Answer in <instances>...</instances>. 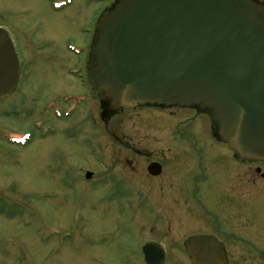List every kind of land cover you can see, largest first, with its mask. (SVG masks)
<instances>
[{
  "label": "rangeland",
  "instance_id": "374dc122",
  "mask_svg": "<svg viewBox=\"0 0 264 264\" xmlns=\"http://www.w3.org/2000/svg\"><path fill=\"white\" fill-rule=\"evenodd\" d=\"M100 1L0 0V26L25 50L20 91L0 99V136H6L1 128L26 135L21 148L0 143V264H124V257L143 264L132 206H121L104 191L111 186L96 183L106 171L102 162L110 161L127 175L120 162L131 155L119 146L162 153L179 141L193 142L203 121L209 131H218L208 113L202 121L194 111L148 106L111 118L106 111L103 129L94 109L95 124L88 119L91 104L62 97L83 96L77 76L69 73L87 64ZM102 1L101 10L108 11L116 0ZM9 107L23 108L4 119ZM86 172L93 173L91 182ZM252 214L257 221L250 223L249 237L257 246L264 243V220L250 207ZM148 225L143 239L152 236ZM261 247L239 253L248 254L249 264H264ZM174 254L170 250L167 264H175Z\"/></svg>",
  "mask_w": 264,
  "mask_h": 264
},
{
  "label": "water",
  "instance_id": "95a60500",
  "mask_svg": "<svg viewBox=\"0 0 264 264\" xmlns=\"http://www.w3.org/2000/svg\"><path fill=\"white\" fill-rule=\"evenodd\" d=\"M87 66L110 114L147 103L200 106L210 110L219 141L243 157L264 158V6L120 0L101 18ZM19 73L12 40L0 28V97L15 91ZM205 245L207 238H193L191 257ZM212 246L209 258H223L220 246ZM155 249L144 248L147 264H163Z\"/></svg>",
  "mask_w": 264,
  "mask_h": 264
},
{
  "label": "flooded vegetation",
  "instance_id": "af4514ba",
  "mask_svg": "<svg viewBox=\"0 0 264 264\" xmlns=\"http://www.w3.org/2000/svg\"><path fill=\"white\" fill-rule=\"evenodd\" d=\"M119 1L116 0L110 9ZM252 1L264 6V0ZM100 4L104 5L102 0ZM100 4L94 14H97L96 30L106 12L101 10ZM0 28L4 27L0 26ZM95 33L92 35V40ZM9 35L19 59L20 73L15 91L1 96L0 99H8L20 91L24 74L25 50L23 46L18 45L13 35L10 33ZM89 55L90 52L88 59ZM69 75L77 76L83 96L81 99H76L79 93L66 94L67 96L62 95V97L66 100H81L88 106L91 104L93 108L87 110L88 119L95 124L94 109L104 129L106 111L109 107L105 99L94 90L87 64L80 69L70 71ZM139 106L194 111L202 121L203 115L210 112L200 106L168 107L147 103L137 104L136 108ZM22 108L15 110L9 107L3 110L4 119H8L10 111L16 113ZM113 115L111 112L110 118ZM118 116L119 114L116 117ZM203 122L206 123L204 129L199 130L200 133L197 132L199 135L193 134V142L188 141L183 145L179 141L180 144L167 148L168 153L164 151L159 153L151 150L150 147L119 146L118 149L128 150L131 155L130 160L124 157L120 162L128 169L127 175H124L121 169L117 170L110 161L102 162L106 171L102 175L103 178L98 179L96 183L103 188L111 186L104 191L113 194L121 206H132L134 212L132 218L139 234L138 260L143 264H147L144 248L150 244L156 246L153 252L164 256L163 264H167L171 258L170 250L176 253V256L174 254L172 258L175 264H249V258L245 257L248 254L239 253L240 250L251 248L259 251L260 247L264 246L262 242L255 246L249 237V234L253 232L250 229V223L257 221L253 214L250 217V207H253L255 215H261L260 220H264V187H262L264 158H248L237 154L227 143L218 140L217 130L209 131V123ZM214 124L217 127L215 122ZM1 129H5L6 132H3L6 136H0V143L23 147L22 140L26 136L25 133L9 128ZM190 133L193 132L190 131ZM14 137L17 142L11 139ZM120 154L117 152L118 159L121 158ZM140 161H143L141 169L138 166ZM92 179L93 177L88 181L91 182ZM139 222L144 225L149 224L147 227L151 228V238H142L145 230H142L144 225L139 226ZM193 238L208 240V245L197 248L199 251L197 255L200 257L196 259L192 258L188 252V244ZM212 244H218L222 249L223 258L220 260L209 258V251L212 247L214 248ZM121 262L130 264V260L125 257L121 259Z\"/></svg>",
  "mask_w": 264,
  "mask_h": 264
}]
</instances>
